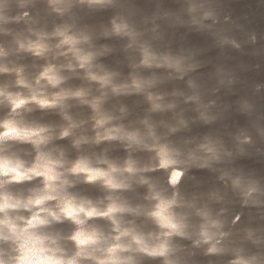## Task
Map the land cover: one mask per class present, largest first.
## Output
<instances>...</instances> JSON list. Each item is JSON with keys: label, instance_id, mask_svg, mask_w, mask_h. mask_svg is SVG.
<instances>
[{"label": "clouds", "instance_id": "clouds-1", "mask_svg": "<svg viewBox=\"0 0 264 264\" xmlns=\"http://www.w3.org/2000/svg\"><path fill=\"white\" fill-rule=\"evenodd\" d=\"M217 23L211 0H0V264H264V174L222 166L264 123L229 147L224 70L176 39Z\"/></svg>", "mask_w": 264, "mask_h": 264}, {"label": "water", "instance_id": "water-1", "mask_svg": "<svg viewBox=\"0 0 264 264\" xmlns=\"http://www.w3.org/2000/svg\"><path fill=\"white\" fill-rule=\"evenodd\" d=\"M162 9L175 10L179 0H158ZM218 23L207 30L181 28L176 39L185 47L196 50L204 67L199 71L208 75L223 69L225 84L212 94L217 102L219 118L213 126L229 147L233 135L256 122L264 123V0H211ZM255 37V41L251 37ZM222 38L234 39L240 44L221 45ZM231 79V83L227 80ZM215 83V80H213ZM197 131H204L202 128ZM246 153L235 156L223 167L242 168L253 174H264V146H245ZM259 149V150H258ZM197 180L212 182L214 175L207 170H194ZM190 186V185H189ZM234 212H242V219H258V209L234 205ZM194 259L203 261V257Z\"/></svg>", "mask_w": 264, "mask_h": 264}]
</instances>
